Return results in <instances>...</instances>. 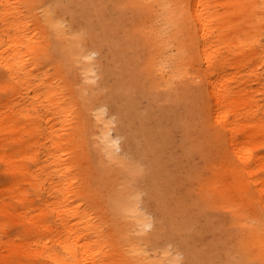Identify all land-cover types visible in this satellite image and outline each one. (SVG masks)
Returning a JSON list of instances; mask_svg holds the SVG:
<instances>
[{"label":"bare ground","instance_id":"bare-ground-1","mask_svg":"<svg viewBox=\"0 0 264 264\" xmlns=\"http://www.w3.org/2000/svg\"><path fill=\"white\" fill-rule=\"evenodd\" d=\"M97 53L104 100L90 88ZM137 95L148 114L135 124ZM168 102L183 106L180 154L203 158L193 191L157 142ZM263 148L264 0H0V232L20 228L0 236V264H264ZM144 165L157 184L137 182ZM205 209L226 211L236 239L193 243Z\"/></svg>","mask_w":264,"mask_h":264},{"label":"rangeland","instance_id":"rangeland-1","mask_svg":"<svg viewBox=\"0 0 264 264\" xmlns=\"http://www.w3.org/2000/svg\"><path fill=\"white\" fill-rule=\"evenodd\" d=\"M116 16H118L120 13L117 11L114 12ZM66 19L69 18V16L65 17ZM141 58L142 56L138 54ZM100 58V53H97L94 55L91 60L92 62L95 61V65H93V78L90 82V88L94 93H99L101 96H103V100L105 99L104 95H106L109 91V87L103 86V81L105 76L101 72V69L99 67L100 64L96 62ZM109 86V85H108ZM90 90L87 91V94H89ZM261 98V96H258ZM102 100L103 104V110H104V116L109 121V126L111 127V134L115 135L117 134V128L120 126L119 124V118L118 115H115L112 111V107L109 103H106ZM166 104V103H165ZM147 105V98L143 95H137L132 100V108L127 109L126 113H131L133 116V122L135 124H138L140 121L138 120L139 114H148V107ZM146 107V108H145ZM183 107L182 105L174 103L173 105H170L168 102L167 105H163L159 107V114L156 117L155 120V127L157 128L159 132V138L157 142L159 141V145L162 147V156L166 155L169 157V172L177 171V170H183L187 171L190 176H192V180L187 183V190L193 191L194 185L196 186V177L193 175H196L194 173L193 169L195 167H200L203 162V158L200 154V156L193 153V148H190L189 152H187L184 156L180 154V148L183 146L185 142V135H184V127L182 124L176 122V115L178 111ZM168 108V109H167ZM119 144L121 145V153H122V147L125 145L126 138L124 134H119ZM133 145L140 147L141 141H133ZM199 149V148H198ZM200 150V149H199ZM202 151V150H201ZM120 152V150H119ZM261 152L264 153V148L261 150ZM125 156H128L124 151L122 153ZM123 156V157H125ZM149 157L152 158L153 154H149ZM157 166L155 165L151 168H147L146 165L142 166V170L139 172L137 176V182L141 183L143 178L146 176L149 178L150 181H153L155 184L154 176L155 172L157 170ZM166 170H164V173ZM166 175V174H165ZM7 177L3 171L2 165L0 163V187H4L6 184ZM164 183H167V181L164 180ZM181 186L178 185L176 187H173L172 191H180ZM149 192L146 190V188L141 187L139 190V207L140 209L145 213L148 220V227L146 232L153 231L156 228L158 218L155 214L154 208L151 204L147 205L145 203V200L148 199ZM30 199L33 203V210L31 212L32 215H36L38 211L39 202L35 193L33 191H30ZM12 206H16V202L14 200H11ZM227 212L223 209H205L201 210L198 213H196V225L198 228L197 235H195L191 240L196 245L200 246L201 249L204 251L208 247L209 244H213L214 246H220L221 244L227 243L228 240H235L236 235L232 230V227L228 224V221L226 218ZM51 220V224H53V218L49 217ZM49 220V219H48ZM49 220V221H50ZM7 224L4 226L3 230L0 232V236L2 239H7L9 237H15L18 232L20 231V228L18 225L6 222ZM198 239L200 241V244L195 240ZM175 247L173 246V248ZM178 262L179 264H185L186 256L185 254L179 253L178 255ZM250 264H255L254 262H251Z\"/></svg>","mask_w":264,"mask_h":264}]
</instances>
